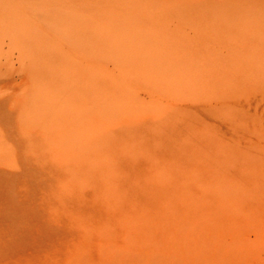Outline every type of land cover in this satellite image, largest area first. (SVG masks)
Wrapping results in <instances>:
<instances>
[{
  "label": "bare ground",
  "instance_id": "1",
  "mask_svg": "<svg viewBox=\"0 0 264 264\" xmlns=\"http://www.w3.org/2000/svg\"><path fill=\"white\" fill-rule=\"evenodd\" d=\"M220 1L0 0V42L18 55L38 52L37 64L30 63L25 69L18 61L20 69L16 71L25 75L24 84L29 82L25 85L26 101L35 108L42 107L44 100L47 105L60 104L71 117L67 98L74 100L73 95L86 93L102 109L109 107V111L122 115L111 122L103 119L99 129L89 128L85 134L87 143L82 147L85 156L89 146L100 153L97 144L102 141L123 153L132 144L128 139L132 132L139 128V132H134L140 135L144 128L140 120L134 121L135 117L140 119L147 110L154 112V133L159 126L171 123L172 117L166 119L159 109L168 93L187 98L198 91L208 101L220 100L222 97L217 94L222 89L218 83L224 75L229 98L236 97V90L240 91L239 96L243 95L244 85L239 80L257 84L255 87L259 86L258 91L264 94V54L256 46L259 41L264 42V17L254 18L257 26L252 33L254 45L249 63L240 68L242 74L237 78L229 77L228 70L240 64L236 52L240 32L235 31L233 17L244 16L247 5L242 0H232V11H227L222 29L206 30L200 22ZM219 32L234 34L226 41L233 48L222 57L209 53L222 42L217 37ZM89 75L96 81L101 79L99 87L96 82L97 85H90ZM60 81L62 84L57 87L48 84ZM111 88L118 92H111ZM263 98L258 103L264 102ZM156 101V107L151 105ZM259 108L256 104L253 115ZM242 128L240 120L231 124V129ZM173 148L179 151L178 147ZM239 156L242 157L233 155ZM172 164L168 167L174 168L170 167ZM177 169L174 174L161 169L128 176L118 172L111 175L105 170L102 186L95 188L87 205L103 232L95 228L93 232H100L95 239H90L92 232L89 240L85 238L91 251L84 249L80 236L76 256L67 254L62 261L51 257L47 263L213 264L211 256L215 255L228 262L214 264H238L245 259L234 246L232 235L213 227L214 221L233 219L226 188L215 174L205 172L196 163L192 166L187 162ZM214 196L219 201L213 202ZM177 208L204 209L208 215L187 221L175 212ZM144 209L148 215L140 212ZM187 237H194L197 242L191 244ZM252 242L256 247L263 244L261 238Z\"/></svg>",
  "mask_w": 264,
  "mask_h": 264
},
{
  "label": "rangeland",
  "instance_id": "2",
  "mask_svg": "<svg viewBox=\"0 0 264 264\" xmlns=\"http://www.w3.org/2000/svg\"><path fill=\"white\" fill-rule=\"evenodd\" d=\"M242 1L247 5L246 14L233 17L235 31L240 32L239 43L236 42L240 64L228 70V76L233 78L241 75V69L249 63V52L254 45L252 33L257 26L254 18L264 17V0ZM231 5L232 0H221L200 24H205L206 30L222 29V22L232 11ZM233 36L219 32L217 37L222 42L209 49V53L225 56L233 48L226 41ZM256 46L264 54V42L259 41ZM36 53L18 55L0 42L3 65H0V91H5L0 93V264H48L51 257L62 261L65 255L77 253L80 236L84 239V249L91 251L85 238L89 240L88 234L92 232L90 239H95L100 232H93L94 229L103 232V227L95 224L98 218L87 205L94 197L95 188L102 186L105 170L121 176L161 169L174 174L179 165L187 162L215 174L226 188L233 219L224 217L214 221L213 227L232 235L234 246L246 257L238 264H264V110L261 107L264 102L258 103L264 94L258 91L259 86L255 87L257 84L239 80L244 85L243 95L239 96L240 91L236 90V97L229 98L227 78L222 75L218 83L222 91L217 94L222 99L215 101H208L198 91L187 98L168 93L159 109L166 119L172 117L169 125L159 126L154 133L151 126L155 127L156 114L147 110L140 119L134 118L144 128L140 129V135L136 133L138 128L128 138L132 144L123 152L127 155L102 141L97 144L100 153L89 146L85 156L82 147L87 143L85 134L89 128L99 129L103 119L111 122L117 119L115 116L122 115L109 111V107L102 109L86 93L73 95L74 100L71 96L67 98L71 117L60 104L47 105L42 100V107L35 108L26 101L25 85L29 82L24 84L25 75L16 71L20 69L18 61L25 69L36 63ZM70 71H75V65ZM89 78L90 85H97L96 82L99 87L101 79L96 81L92 75ZM48 84L57 87L62 82ZM215 88L218 89L217 85ZM111 92H118L117 88ZM156 103L151 105L156 107ZM256 104L260 108L253 115ZM238 120L243 122L241 131L231 129V124ZM240 154L242 157H233ZM171 162L170 167L174 168L168 167ZM217 201L218 196H214L213 202ZM140 212L148 215L147 209ZM175 212L187 221L208 215L199 208H177ZM255 238L262 239V246L254 245ZM187 242L195 244L197 239L187 237ZM211 261L228 262L215 255Z\"/></svg>",
  "mask_w": 264,
  "mask_h": 264
}]
</instances>
